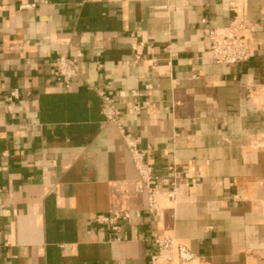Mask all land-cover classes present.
<instances>
[{"label":"crops","instance_id":"crops-1","mask_svg":"<svg viewBox=\"0 0 264 264\" xmlns=\"http://www.w3.org/2000/svg\"><path fill=\"white\" fill-rule=\"evenodd\" d=\"M235 2L252 57L220 65L206 29ZM99 91L157 174L197 178L158 215ZM0 190V264H148L155 234L195 253L176 264H264V0H0ZM123 211L141 217L95 221Z\"/></svg>","mask_w":264,"mask_h":264},{"label":"built area","instance_id":"built-area-1","mask_svg":"<svg viewBox=\"0 0 264 264\" xmlns=\"http://www.w3.org/2000/svg\"><path fill=\"white\" fill-rule=\"evenodd\" d=\"M34 7V5L32 6ZM248 27L245 20L240 17V4L235 2L233 5V19L230 26L226 28H207L206 35L210 40V58L215 63L226 66H234L249 61L252 52L249 45L241 35V32ZM140 59V56H137ZM53 75L59 82L69 84L77 77L76 61L67 54L58 57L54 64ZM102 101L101 113L109 122L116 124L124 136L134 165L139 177L136 182V190L148 195V212L158 215L162 208L160 205V194L163 187H167L166 197L170 202H178L180 191V181L187 180L192 186L197 185V178L193 177L188 171L181 168L180 164L173 163L168 166L167 174L161 176L157 174L150 163L148 153L141 149L138 141L126 134L123 128L122 111L116 106L115 101L104 92H98ZM18 98V92L13 91L9 97L13 107V101ZM140 107L134 106L138 110ZM0 190V200L2 197ZM134 217L140 218V212L123 211L115 212L110 215H99L95 221L97 224L108 227L118 232L120 225L131 222ZM116 240H121L117 238ZM153 251L149 257L148 264H176L192 262L196 255L187 248L177 237L173 235L155 234L152 238Z\"/></svg>","mask_w":264,"mask_h":264}]
</instances>
